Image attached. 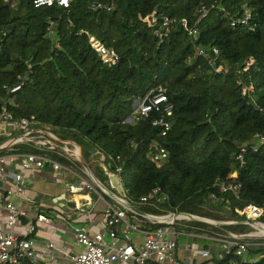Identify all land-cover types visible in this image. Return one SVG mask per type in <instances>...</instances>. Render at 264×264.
<instances>
[{"label":"trees","instance_id":"obj_1","mask_svg":"<svg viewBox=\"0 0 264 264\" xmlns=\"http://www.w3.org/2000/svg\"><path fill=\"white\" fill-rule=\"evenodd\" d=\"M245 11L249 18L243 23ZM153 16L174 23L161 28L151 22ZM191 30L196 34H188ZM90 36L117 52L115 67L102 64ZM212 48L218 54L209 66L196 51ZM20 80L14 103L6 106L8 114L54 127L62 139L80 147L101 182L106 177L98 161L114 168L109 159L118 157L126 202L136 211L188 214L214 224H152L127 211L130 222L146 231L193 233L196 247L210 250L209 260L216 264H264V248L257 240L250 241L243 259L235 250L226 255L216 251L206 239L248 233L251 229L240 223L243 218L233 208L264 207V0H70L68 8L0 0V95L7 97L3 86ZM155 87L165 88L173 105L164 136L150 119L126 123L134 113L133 102ZM6 139L1 137L0 144ZM153 143L168 154L160 167L150 161ZM242 147L240 167L236 155ZM15 148L36 152L26 144ZM13 151L0 149V156ZM235 171L238 199L219 192ZM154 188L159 194L142 202ZM229 221L237 223L215 224ZM260 221L264 223V212ZM17 264L35 263L21 258Z\"/></svg>","mask_w":264,"mask_h":264},{"label":"built area","instance_id":"obj_2","mask_svg":"<svg viewBox=\"0 0 264 264\" xmlns=\"http://www.w3.org/2000/svg\"><path fill=\"white\" fill-rule=\"evenodd\" d=\"M69 2L70 0H32V5L34 8H40L42 6L56 4L59 7L68 8ZM93 6L95 8L110 9V7L100 4H94ZM244 16L243 23H246L249 18L247 11H245ZM151 22L153 24L159 23L161 28L168 29L174 23V20L162 16L158 22L157 17L153 16ZM182 23L183 27L187 29L186 21L182 20ZM154 34L158 35L159 30L156 29ZM188 34L194 35L196 32L191 30L188 31ZM89 43L103 65L112 68L118 64L120 57L113 48L103 46L92 36L89 37ZM196 52L199 56L207 60L209 66H214L215 58L218 54L215 48H212L210 52L203 49H197ZM22 85L23 82L21 80L11 87L4 85L2 89L8 93L7 97L0 95V104H2L0 110V138L7 137L0 144V149H14L13 152L0 156V182H6L7 184L4 190L6 195L4 196L3 194V198L0 199V213L6 219V225L11 228L14 226L17 217L25 216L23 210L14 206L6 198L23 195L26 186L24 176L21 173L7 170L4 163L17 162L23 171L50 168L56 175L65 176L70 180L65 183V191L73 196V198L77 196L78 199L72 200V207L70 209L75 210L79 214L86 213L85 208L91 204L89 193H94L98 197H102L105 193L109 192L112 195V199L117 203V205L107 203L104 208L102 218L106 228L105 232L90 235L83 226L73 227L72 231L75 240L82 248L80 253L70 258L74 264H179L175 258L177 252L176 233L164 228L148 231L142 230L137 224H133L127 219V211L129 209L126 207V192L123 188L121 178L122 168L115 163V161L119 162L118 157L109 159L115 165L114 168H111L109 164L99 163V167L109 184V187H106L103 182L99 181L93 175L89 167L88 172L81 166L83 173L79 174L68 167V165L60 163L56 158L48 155V153H54L59 158L79 164L81 155L80 147L74 142L62 139L56 133L54 127L48 124H42L33 117L15 120L12 115L8 114L6 106L14 103L16 94ZM172 112L173 105L168 100L166 89L155 87L150 89L143 98L138 100L135 112L128 118L129 120H126V123L127 121H130L129 124L138 123L141 119H150L151 126L159 128L161 135L164 136L171 127ZM263 142V137H260V143ZM20 144L30 145L36 152L28 153L16 150L15 147ZM244 153L245 149L242 147L236 155V161L240 167L244 164ZM167 155V151L158 145V143L152 144V152L149 157L150 161L157 167H160L166 161ZM237 177V171L229 175L226 182L221 183L219 186L220 194L231 193L238 199V186L235 184ZM117 190L121 193H116ZM159 192V188H154L141 197L140 200L146 202L157 196ZM79 195H82L81 199H79ZM212 198L214 200L217 199L215 196H212ZM233 212L243 218V221L240 223L248 226L251 231L244 234L228 233L229 238L223 244L224 253L228 254L231 250H235V254L243 258L247 254L249 246L248 240L251 239L258 240V245L264 248V223L260 221L263 216L264 207L247 204L241 208L234 207ZM172 216H174L173 213L166 216L145 215L143 217L152 224L159 223L166 225H173L179 220H189L185 215L179 214L175 217ZM163 217L167 219L162 220L161 218ZM194 217L204 220V223L214 224L213 221L207 218ZM37 220L39 222L47 221L43 216H38ZM235 223L237 222H225V224ZM33 231V224H29L27 234L31 235ZM131 233L142 235L143 241L139 246L135 247L131 243L129 238ZM168 235L170 237H167ZM118 237L123 238V244H117ZM105 239L109 240V242H105ZM48 248L53 249L54 244H48ZM185 252L188 255L186 257L188 261L190 260V255L194 254L206 260L204 264H214L209 260L211 253L207 249L187 246ZM41 253L43 251L37 253L34 250L32 242L27 238H21L11 231L0 233V264H17L21 258L30 259L33 263L37 264L38 256Z\"/></svg>","mask_w":264,"mask_h":264},{"label":"crops","instance_id":"obj_3","mask_svg":"<svg viewBox=\"0 0 264 264\" xmlns=\"http://www.w3.org/2000/svg\"><path fill=\"white\" fill-rule=\"evenodd\" d=\"M4 166L7 170L21 173L24 176L26 186L24 194L16 197H7L6 200L23 210L25 216L17 217L14 226L9 228L6 225L5 217L0 213V233L11 231L21 238L29 239L37 253L43 251L38 256L37 264H74L70 258L80 253L82 249L77 244L73 235L72 229L74 226L85 227L90 235L106 231L102 218L104 208L107 203L117 205L115 200L112 199L111 193L107 192L102 197L89 193L91 204L85 208L86 213L79 214L75 210L70 209L72 207V200L78 198L77 196L73 198V196L65 191V183L70 181L67 177L56 175L50 168L23 171L17 162H5ZM81 169L79 168L75 171L81 174L84 168ZM6 185V182H0V199L3 198V194L4 196L6 195L4 192L7 187ZM81 196L79 195V199H81ZM38 216H43L47 221L39 222L37 220ZM29 224H33L34 226V231L31 235L27 234ZM173 233H176L175 240H177L175 258L179 264H184L187 256L185 248L187 246L191 248L201 247H196L195 245L193 239L196 236L195 234L174 231ZM228 233L217 235L215 238H209V241L212 242L211 246L216 251L224 253L223 244L229 238ZM167 237H170V235ZM197 237L205 238L203 236ZM129 238L135 247L139 246L143 241L141 234L131 233ZM250 241H253V239L248 240L249 245L251 244ZM105 242H109V240L105 239ZM52 243L54 244V248H48V244ZM123 243V238L118 237L117 244L121 245ZM258 243L259 241L257 240L255 244ZM208 251L210 252V250ZM190 256L188 264H192L191 261L193 259H195L194 264H204L206 262L200 256L194 254ZM212 262L216 264L214 261Z\"/></svg>","mask_w":264,"mask_h":264},{"label":"water","instance_id":"obj_4","mask_svg":"<svg viewBox=\"0 0 264 264\" xmlns=\"http://www.w3.org/2000/svg\"><path fill=\"white\" fill-rule=\"evenodd\" d=\"M135 102V104H134V106L137 104V100H135L134 101ZM127 120H129V119H127ZM243 146H245V144H243ZM79 164H80V166H82L84 169H86L88 172H89V168H88V165H87V163L85 162V160L82 158V156L80 155V159H79ZM126 207L129 209V211H131V212H135V213H137V214H139V215H141V216H145V215H143L142 213H139L138 211H136L132 206H130L129 204H126ZM177 215H179V214H174V216H172V217H175V216H177ZM180 215H185L190 221H195V222H205L204 220H202V219H199V218H196V217H194L193 215H188V214H180ZM162 220H164V219H167V218H165V217H163V218H161ZM216 225H225V223H215ZM188 256V255H187ZM186 256V257H187ZM191 263L192 264H194L195 263V259H193L192 261H191ZM184 264H188V260H187V258L185 259V262H184Z\"/></svg>","mask_w":264,"mask_h":264},{"label":"rangeland","instance_id":"obj_5","mask_svg":"<svg viewBox=\"0 0 264 264\" xmlns=\"http://www.w3.org/2000/svg\"><path fill=\"white\" fill-rule=\"evenodd\" d=\"M137 103H138V100H137ZM134 104H135V102H133V108L135 109L136 108V105L134 106ZM134 112H135V110H134ZM130 121H127V123H129ZM50 156V155H49ZM51 157V156H50ZM96 161H97V158H93L91 161H90V164H91V166L92 167H94V165H95V163H96ZM98 166H99V161H98ZM68 167H70L72 170H74V168H77L75 165H73V166H70V165H68ZM76 171L78 170V169H75ZM92 170V169H91ZM72 182H76V181H72ZM103 183H104V185L106 186V187H109V184H108V182L107 181H103ZM116 193H121L119 190H117L116 191ZM183 225H185V223H183Z\"/></svg>","mask_w":264,"mask_h":264}]
</instances>
